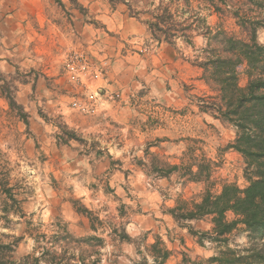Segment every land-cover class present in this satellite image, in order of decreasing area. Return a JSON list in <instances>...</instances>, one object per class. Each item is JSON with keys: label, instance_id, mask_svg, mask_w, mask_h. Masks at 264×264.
<instances>
[{"label": "rangeland", "instance_id": "374dc122", "mask_svg": "<svg viewBox=\"0 0 264 264\" xmlns=\"http://www.w3.org/2000/svg\"><path fill=\"white\" fill-rule=\"evenodd\" d=\"M60 1L63 7L55 0L49 5L47 0H0V171L16 188L26 215L22 220L14 218L10 230L0 222V233L22 237L14 259L34 251L25 221L32 222V231L41 225L39 230L48 237L55 220L67 224L76 236L90 235L88 220L82 222L72 202L86 206L104 222L95 233L105 242L94 256L101 264H141L156 237L171 253L165 264H215L209 259L226 249H247L250 244L242 225L225 242L211 241L210 217L187 224L174 221L171 230L128 231L124 225L126 210L108 184L110 176L90 178L87 171L77 172L80 164L66 166L70 153L75 152L90 166L100 155L106 161L105 146L94 139L105 136L99 139L112 142L111 148L118 147L121 153L114 152L111 164L120 166L127 175L141 172L159 191L157 205L163 211L179 201L199 202L207 189L218 195L224 184L244 189L245 164L241 155L229 148L235 139L234 130L200 112L197 98L212 93L201 79L203 70L198 62L212 49L222 53L220 32L244 38L232 16L234 9L261 21L264 9L247 0H225L229 6L214 14L206 5L193 2V10L204 17L210 32L200 28L192 33L190 44L177 39L169 45L151 38L143 23L146 16L140 21L133 18L144 27V33L121 38L115 31L120 30L121 16H128L124 5L99 7V14L108 17L110 9L117 10L118 24L108 32L88 9L80 13L73 1ZM257 41L264 45L262 28L257 31ZM246 82L241 71L240 86ZM7 89L28 115L29 130L9 108ZM129 92L132 97L127 96ZM121 101L129 108L123 113L118 109ZM60 125L75 131L83 142L58 145ZM152 155L181 165V169L166 179L168 182L157 185L159 179L151 171ZM202 162L209 165L208 177L197 182L186 168ZM2 199L0 196V208ZM226 218L231 221L235 216L229 212ZM111 225L123 226L133 242L113 240ZM185 225L194 233L209 235L200 241V235H192ZM148 264H152L150 260Z\"/></svg>", "mask_w": 264, "mask_h": 264}, {"label": "trees", "instance_id": "16d2710c", "mask_svg": "<svg viewBox=\"0 0 264 264\" xmlns=\"http://www.w3.org/2000/svg\"><path fill=\"white\" fill-rule=\"evenodd\" d=\"M76 9L85 13L86 9L77 3ZM111 8L124 5L128 16L138 21L141 17L151 38L157 43L174 45L177 39H184L190 44L194 31L200 28L205 33L210 32L201 17L193 10V2L206 5L207 10L214 14H221L224 7L229 5L225 0H104ZM251 5L264 9V0H247ZM55 2L63 7L60 0ZM188 14V17L186 16ZM244 38L228 36L220 32L222 37V53L216 54L212 49L207 57L198 62L203 70L201 79L210 89L212 95L199 97L200 112L230 126L235 132V139L229 148L241 155L244 167V178L247 186L239 189L234 184H224L218 195H213L207 189L199 202L179 201L166 212L178 224L202 220L210 217L212 229L207 233H194L190 225H185L192 235H209L211 241L225 242L226 237L238 225H242L247 232L249 247L242 251L226 249L218 256L209 259L215 264H264V45L257 41L258 29H264V21L240 15L238 9L232 11ZM95 24V23H93ZM246 77V85L240 86V72ZM5 98L9 108L29 130L28 115L19 105L9 89L5 91ZM44 119L46 116L42 115ZM57 144L68 145L71 141L83 142L75 131L66 125L58 126ZM145 155H148L147 151ZM193 167L196 171L193 172ZM181 165L163 162L156 155L151 156V171L158 179H168L178 173ZM188 173L197 182L207 181L209 165L198 163L189 165ZM206 173L204 176L203 174ZM0 196L3 198L0 208V222L4 228L11 229L13 219L22 220L26 217L21 201L18 199L16 188L10 186L6 173L0 171ZM78 215L89 222L90 235L76 236L70 232L68 225L55 220L52 234L48 237L38 226L31 230L32 222L25 221L28 235L34 240L35 247L32 254L20 260H15L18 243L22 237L0 233V264H101L100 258H94L104 246V240L95 235L98 226L104 224L99 217L94 216L86 206L79 202H72ZM231 212L235 219L228 221L226 214ZM30 230V231H29ZM110 236L119 243H132L123 226L117 228L111 225ZM26 232V233H27ZM148 254L141 259V264H165L170 257V251L164 243L155 238L149 245Z\"/></svg>", "mask_w": 264, "mask_h": 264}, {"label": "crops", "instance_id": "0c3cea01", "mask_svg": "<svg viewBox=\"0 0 264 264\" xmlns=\"http://www.w3.org/2000/svg\"><path fill=\"white\" fill-rule=\"evenodd\" d=\"M54 0H47V5L53 3ZM86 10L88 9L91 14L94 15L95 20H99L106 26L108 32L114 31L111 26H116L117 21V10L110 9V17L106 15L99 14V7L110 8V5L104 0H77ZM122 22L118 25L120 30L115 31L120 34L121 38H127L128 36H133L136 34L144 33V27L141 26L139 22H136L133 18H129L126 14L121 16ZM107 20V21H106ZM109 20V21H108ZM116 21L115 23H113ZM108 80V79H107ZM106 80V81H107ZM103 92V91H100ZM106 93V92H105ZM133 96L132 93H128L127 96ZM169 94V98L173 97ZM125 97V94L123 95ZM125 100V99H124ZM106 103V101H104ZM114 106V105H113ZM118 109L123 113L126 107L122 101L119 102ZM118 111V110H117ZM96 128H92V132H95ZM87 132H90L89 130ZM98 132V130H97ZM101 132V131H99ZM94 134V133H93ZM98 136V135H97ZM104 139L105 136H98ZM94 137L96 141L105 146V150L108 153V158L105 161V157L98 156V162H94L93 166L86 164L82 155L78 152L70 153V163L66 167H71L72 165H81L77 172L87 171V175L90 178L100 177L105 174V177L110 176L108 179V184L114 189V193L122 200V205L124 210H126L125 216H127L126 224H124L129 230H134L133 232H158L159 229H169L175 227L174 220L170 214L166 211L160 209L157 205V201L160 198L159 191L157 188H152V185L148 183L144 175L141 172H133L132 175H127L123 172V169L118 165H112L111 161L115 160L114 152L119 155L121 154L118 147L111 148L112 142ZM88 156L87 161L90 160ZM94 158V157H93ZM72 168V167H71ZM76 172V171H75ZM94 181V179H93ZM90 179H88L87 187L90 185ZM168 182L166 179H159L156 181L157 185L164 184ZM155 185V183H152ZM165 186V185H163ZM126 191L128 193H126ZM161 204V203H160ZM82 222L85 224L86 218L80 216ZM162 236V235H161ZM164 238V237H162Z\"/></svg>", "mask_w": 264, "mask_h": 264}]
</instances>
